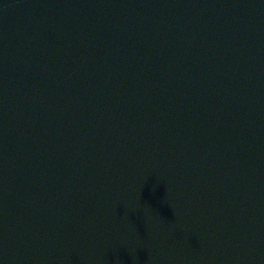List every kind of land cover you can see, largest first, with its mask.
<instances>
[{"label":"water","instance_id":"water-1","mask_svg":"<svg viewBox=\"0 0 264 264\" xmlns=\"http://www.w3.org/2000/svg\"><path fill=\"white\" fill-rule=\"evenodd\" d=\"M0 264H264V0H0Z\"/></svg>","mask_w":264,"mask_h":264}]
</instances>
